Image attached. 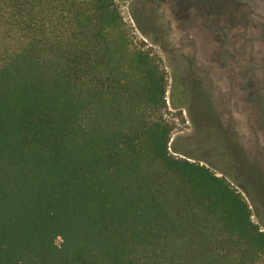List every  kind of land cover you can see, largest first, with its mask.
<instances>
[{
  "label": "trees",
  "instance_id": "16d2710c",
  "mask_svg": "<svg viewBox=\"0 0 264 264\" xmlns=\"http://www.w3.org/2000/svg\"><path fill=\"white\" fill-rule=\"evenodd\" d=\"M0 37V264H264L246 177L170 152L166 73L116 0H0Z\"/></svg>",
  "mask_w": 264,
  "mask_h": 264
},
{
  "label": "rangeland",
  "instance_id": "374dc122",
  "mask_svg": "<svg viewBox=\"0 0 264 264\" xmlns=\"http://www.w3.org/2000/svg\"><path fill=\"white\" fill-rule=\"evenodd\" d=\"M227 1L116 3L133 44L152 53L166 73L167 101L161 115L173 127L170 152L205 164L218 175L221 170L244 175L248 190L240 191L253 222L264 229V132L256 123L261 117L250 95L258 90L264 108V0ZM240 5L244 8L238 14ZM211 13L218 15L211 19L215 24L233 17L249 27L215 31L208 28ZM174 148L186 156L175 154Z\"/></svg>",
  "mask_w": 264,
  "mask_h": 264
}]
</instances>
